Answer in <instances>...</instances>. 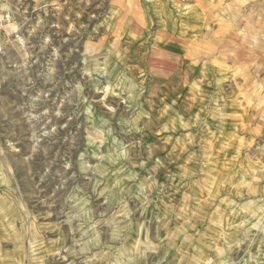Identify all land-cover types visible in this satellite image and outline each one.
<instances>
[{"label": "rangeland", "instance_id": "obj_1", "mask_svg": "<svg viewBox=\"0 0 264 264\" xmlns=\"http://www.w3.org/2000/svg\"><path fill=\"white\" fill-rule=\"evenodd\" d=\"M0 3V264H264V0Z\"/></svg>", "mask_w": 264, "mask_h": 264}, {"label": "built area", "instance_id": "obj_2", "mask_svg": "<svg viewBox=\"0 0 264 264\" xmlns=\"http://www.w3.org/2000/svg\"><path fill=\"white\" fill-rule=\"evenodd\" d=\"M11 28V19L8 13H6L2 9V5L0 3V34L3 31H6Z\"/></svg>", "mask_w": 264, "mask_h": 264}, {"label": "bare ground", "instance_id": "obj_3", "mask_svg": "<svg viewBox=\"0 0 264 264\" xmlns=\"http://www.w3.org/2000/svg\"><path fill=\"white\" fill-rule=\"evenodd\" d=\"M133 5V4H132ZM130 6V5H129ZM198 7V6H197ZM129 14V13H128ZM132 14V13H131ZM120 15V14H119ZM145 15H147L146 13H145ZM139 20H141L142 21V18H140ZM138 20V21H139ZM147 21V20H146ZM203 21H204V19H203ZM164 22V21H163ZM139 23H141L140 21H139ZM173 22L171 21V19H169V18H167L166 19V22H165V29H170L171 30V27L173 26ZM176 24V23H175ZM176 26H177V24H176ZM122 27V26H121ZM124 27H127V26H124ZM204 27V26H203ZM174 30V29H173ZM175 31V30H174ZM175 33V32H174ZM177 33V32H176ZM175 36V35H174ZM181 36V35H180ZM153 51V50H152ZM151 57V56H150ZM204 61V60H203Z\"/></svg>", "mask_w": 264, "mask_h": 264}]
</instances>
